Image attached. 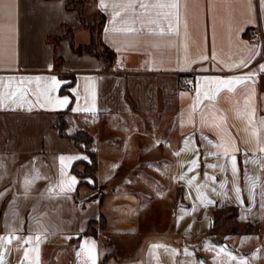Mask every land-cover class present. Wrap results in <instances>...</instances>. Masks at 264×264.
<instances>
[{"label": "crops", "instance_id": "0c3cea01", "mask_svg": "<svg viewBox=\"0 0 264 264\" xmlns=\"http://www.w3.org/2000/svg\"><path fill=\"white\" fill-rule=\"evenodd\" d=\"M141 2L172 0H103L106 7L86 0L88 19L105 15L102 41L115 53L106 68L100 58L73 51L66 29L77 43H89L90 34L66 0H0V97L24 93L19 99L17 92L16 104L0 105L3 264H92L93 246L95 264H178L180 246L204 241L226 207L238 208L240 225H263L264 131L260 145L253 132L264 119V0H178L171 32L168 20L147 21L173 10L150 8L141 16ZM128 3L135 8L113 7ZM241 61L247 66L236 67ZM249 72L255 76L232 91L216 90L215 81ZM182 75L194 79L192 91L183 88ZM65 97L68 104L56 103ZM62 112L69 135L82 130L92 138L96 180L80 174L88 152L60 135L55 123ZM225 148L236 158L235 178ZM168 167L172 209L165 224L147 225L154 203L144 210L131 185L163 183ZM37 173L25 194V179ZM102 215L103 230L88 233Z\"/></svg>", "mask_w": 264, "mask_h": 264}, {"label": "rangeland", "instance_id": "374dc122", "mask_svg": "<svg viewBox=\"0 0 264 264\" xmlns=\"http://www.w3.org/2000/svg\"><path fill=\"white\" fill-rule=\"evenodd\" d=\"M94 18H96V22L98 23L100 15L97 14ZM81 145L85 149L86 144L82 142ZM164 172L165 179L163 183L155 182L153 179L148 178L149 183H135V185H131L130 188L134 189L135 193L139 196L140 203L144 210H146L147 207H150V203H154L151 206L152 215H147L146 217L147 225L152 224L154 221L156 224H165L168 220L167 211L168 209H172V201L175 191L170 178L171 169L169 167L165 168ZM143 186H145L144 188H146V190L151 188V191L155 192L153 194L154 196L152 197L149 194H146L144 190H142ZM217 217L219 220L216 222L212 232L208 234L204 241L194 245L193 247L180 246L178 264H201V262L202 264H206L205 260L197 259L198 254L202 255L206 260L210 259L211 264H238L237 261L231 260L225 252H221V247L225 248L232 256L244 258L247 261V264H264V223L260 226H247V233H237L231 232V229H234L237 225L236 213H234L233 210H222L217 214ZM90 225L98 232L102 231L106 226L103 225L101 219L92 222ZM239 226L240 228L242 227L240 224ZM216 237L222 238L226 241L228 240V242L234 246V249L229 250L225 246L215 244L214 238ZM103 243L106 245L110 244V242L105 238H103ZM72 250L73 246L69 251L72 252ZM185 250H187L188 253H191V255H186ZM50 252L51 255H64V252L59 253L56 251L54 253V250Z\"/></svg>", "mask_w": 264, "mask_h": 264}, {"label": "snow or ice", "instance_id": "6c2138e0", "mask_svg": "<svg viewBox=\"0 0 264 264\" xmlns=\"http://www.w3.org/2000/svg\"><path fill=\"white\" fill-rule=\"evenodd\" d=\"M101 7H106V5L103 3V0H101ZM113 7L114 8L120 7V8H123L124 10H127V9L135 8V5L132 4V3H128V4H125V5H115L114 4ZM139 8L144 10V12L141 13V16L147 15L148 14V9H150V8L151 9H159V10H163V9H171V10H173V11H170V12L169 11H157L156 14H155V17H151V16L149 17V19L147 21L148 24H156L157 26H159L161 20H168V31L169 32H171L173 30V24H172V21L168 19L169 17H172L173 19H175L177 24H178V19H179V15H178V8H179L178 0H172V2H170V3H154V4H146V3L141 2L139 4ZM118 15H120V12H115L114 15H113V19H115V17L118 16ZM132 23H135V21H132ZM141 23L143 24L144 21L141 20ZM127 30L128 31H135V29L131 28V27L128 28ZM159 31L161 33H163L164 32V28L160 27ZM246 66L247 65H246L245 61H241L239 65H236V67H246ZM260 69L262 71H264V65H261ZM254 76H255V72H249L245 76H239V77H234L232 79L215 81V83L217 84V89L216 90L219 91L220 88L223 87V88H227L229 91H232L236 84L245 82V81L251 79ZM25 79H30V78H25ZM36 79H39V78H36ZM23 82L24 81L21 80V83H23ZM59 84H60V81H58L55 77L51 78V86L58 87ZM17 92L20 93L19 99H22L24 93H23L22 90L17 89L16 91L5 93L3 97H0V105H2L5 101H8V100H10L13 104L18 103ZM205 95L207 96V93H205ZM56 103L59 104V105H66V104H68V98L65 97L63 100L56 101ZM29 110H31V109H29ZM73 110L74 111H78L80 109L77 108V109H73ZM253 117H254V113H253ZM260 131H264V119H262L260 121V129L253 132V136H255L257 138L258 145H260V138H259ZM259 150L261 152H264V145H261L259 147ZM209 154L210 155H215V153H209ZM177 155H178V153H177ZM223 155H224V157L230 159L232 174H233V177L235 178L236 175H237V167H236V158H235V156L234 155L230 156L227 148L224 149ZM63 159L64 158L61 157V162H63ZM192 164L195 165L196 161L193 160ZM208 167L215 168V167H217V165H208ZM219 167L221 168V170H223V168H224L223 165H219ZM36 178H40L38 173L31 180L28 179V178L25 179V181H24L25 194L28 193L32 183L34 182V180ZM183 178H184L183 176L180 177V179H183ZM207 178L211 179V180L215 179L214 177H207ZM75 183H76V180L74 178H72L70 183L67 185V190H71V185H73ZM188 183L191 184L192 181L190 180V181H188ZM221 187H223V184L221 185ZM63 190L64 189L62 188V191ZM214 190L215 189H213V191ZM49 191H51V189H49ZM234 191L236 193V199L239 200L240 199V189H239V187L236 186L234 188ZM249 194L250 195L252 194L251 193V189L249 190ZM207 203L211 204L213 202L211 200H208ZM193 210H195V209H193ZM0 239H4V238L0 237ZM31 239H32V237H29L28 240H26L25 242L27 243ZM36 239L39 240V236H37ZM245 239H247V238H245ZM5 242L6 243H11V240H6ZM153 247H159V246L154 245ZM220 251L221 252H225L230 257L231 260L237 261L238 264H247V261L244 258H237L235 256H232L231 253H228L227 250L225 248H223V247H221ZM185 254L186 255H191V253H188L187 250H185ZM25 255H27V253ZM87 258L92 261V264H95L94 246H93V249H88L87 250ZM0 264H3L2 258H0ZM201 264H202V262H201Z\"/></svg>", "mask_w": 264, "mask_h": 264}, {"label": "trees", "instance_id": "16d2710c", "mask_svg": "<svg viewBox=\"0 0 264 264\" xmlns=\"http://www.w3.org/2000/svg\"><path fill=\"white\" fill-rule=\"evenodd\" d=\"M66 6L68 9L76 11L79 19L83 23L84 27L88 29L89 34H90L89 43H85V44L77 43L75 40L74 33L66 27L67 29L64 35L69 38L73 51L76 53L92 54L100 58L103 61L104 66L108 68L114 60L115 53L108 46H106L102 41V30L105 24V15L102 13L99 14L100 18H99L98 23L96 22V18L88 19L85 15L86 0H66ZM64 89L65 88H62V91ZM66 124L67 123L65 119V112H62L57 117L55 125L58 128L61 136L73 138L76 144H78L81 147H82L81 145L82 142L86 144L85 150L88 152L90 156V160L82 162L85 168L80 174L83 176H91L94 180H96L98 159H97V153L91 149L92 138L85 131H82V130L77 131L73 135H69L66 131ZM225 209H231L233 210L234 213H237L238 211V208L235 206L226 207ZM101 220L103 222V225L105 226V218L103 215L101 216ZM218 220L219 218L217 217L216 220L214 221V226ZM236 224H237L236 227L234 229H231V232L247 233L248 231L246 230V227L253 225V224H244V225H241L242 227L240 228L239 224L238 223ZM87 232L93 233V234L96 233V231L92 228L91 225L89 226Z\"/></svg>", "mask_w": 264, "mask_h": 264}, {"label": "built area", "instance_id": "2783aa9c", "mask_svg": "<svg viewBox=\"0 0 264 264\" xmlns=\"http://www.w3.org/2000/svg\"><path fill=\"white\" fill-rule=\"evenodd\" d=\"M181 84H182L184 89L191 90V91L195 87L194 79L192 77H190V75H182ZM95 200H97V199H95Z\"/></svg>", "mask_w": 264, "mask_h": 264}, {"label": "water", "instance_id": "95a60500", "mask_svg": "<svg viewBox=\"0 0 264 264\" xmlns=\"http://www.w3.org/2000/svg\"><path fill=\"white\" fill-rule=\"evenodd\" d=\"M214 243L218 244V245L225 246L226 248H230L229 243L226 240L222 239V238H218V237L214 238ZM197 258L198 259H203V260L206 261V259L200 254L197 255Z\"/></svg>", "mask_w": 264, "mask_h": 264}]
</instances>
